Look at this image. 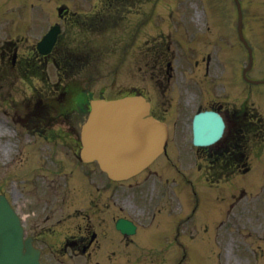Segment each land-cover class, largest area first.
Instances as JSON below:
<instances>
[{
	"label": "rangeland",
	"instance_id": "rangeland-1",
	"mask_svg": "<svg viewBox=\"0 0 264 264\" xmlns=\"http://www.w3.org/2000/svg\"><path fill=\"white\" fill-rule=\"evenodd\" d=\"M68 1L71 2V6H69L75 11H77L78 9L83 12L89 10L88 7L79 6V2L82 4H86L87 0ZM89 1L96 3V0ZM181 1L182 2H179L177 0L176 4V0H171V2H168V0H163V2L159 4L157 0H142L141 3L138 2L136 6H133L130 3L131 0H127L124 5L128 4L130 8L128 6L122 7L123 11H120V15H118L120 19L116 24L118 26V29H112L107 34L100 36V41H98L101 51V55H99V63L95 62L91 64L87 68V70L83 71L82 73L72 74L76 78V81L79 82H76L74 84V89L79 90L80 87L86 88L90 91V97H96L97 95L109 96V94H106V91L108 89H110L111 92L115 93L116 95H120L122 92L130 90L133 86L140 88L144 87L146 92H148L150 95H153L155 93L152 98L158 103L161 102V95H165L164 99L169 98L172 95L173 91L176 90L183 81H196L198 83L200 82L218 85V80H220L218 77V74L220 73L219 67H217L215 70L212 69L210 72L206 73L205 67L207 64V53L205 51H196L195 48V42L197 40H208L212 38L214 50L218 51L219 49H221L222 52L229 55L220 58V63L223 71L225 70L226 72V78H231L232 80L229 86L226 87L227 93L230 96L242 93V86L239 82L236 81L237 76L234 72L236 68L235 63L239 58V56H237L239 47L236 44H234L235 46L233 45L235 38H233L235 32L234 19L236 18V14L231 0H199V7L203 15L204 22H200V18L197 19L198 16L196 17V7L198 9L197 0ZM4 2L6 3L7 0H4ZM36 3L39 4L40 8L38 10L40 14L45 16V21L49 20V18L52 20L46 22L43 28L39 29L40 32L32 34L28 31H25L31 36V39H35L37 41L48 30V28H50L49 25L53 21L58 20V8L62 5L60 3H64L65 5L68 3L66 2V0H59L56 2L54 0H38ZM170 3L174 7H171ZM46 6L50 7L51 9L48 10ZM15 10L19 11L20 6H16ZM112 13L113 11H111V14ZM187 13L190 15V19L187 20L188 24L185 22L186 18L188 17ZM135 15H138L139 17H135ZM173 17H175V19H173ZM183 17L184 23H181ZM145 18H147L148 21L143 25V21ZM130 22L132 25H134V28L139 26L141 30V33L138 35L137 41L134 43L132 32L129 26ZM174 22H176V25L174 24ZM201 23H203V25H201ZM251 26H254V24L250 23L249 20H247L246 30H250ZM11 27L13 28V31L8 30V33L3 32V34L8 35V37L10 38H15L19 35H25L24 31L21 28V25H12ZM8 28L10 29V26H8ZM63 28L65 29L64 26ZM34 30L37 31L38 28H34ZM214 33H219L220 35L215 37ZM231 45L234 46V49L230 47ZM226 57L228 59H225ZM57 58H59V55L57 56ZM122 58H124L125 60L123 59L124 61H121ZM62 59L65 58L63 57ZM62 59L61 61H64ZM167 61L168 64L171 62L173 67V71L170 73H168L167 71ZM118 63H120L119 70L117 69ZM159 63L162 64L161 67L158 66ZM99 64L102 66V69L100 70L96 68V66H98ZM243 64H245V60L241 64V67L243 66ZM60 71L70 73L68 72L66 66H62V70ZM44 72L48 75L51 81L56 80L57 70H55L53 65H49ZM42 77L43 76H40V78L37 79L33 76L29 79V81H25L27 86H29L28 88H31V93L35 95L29 94L26 88H24L25 92L23 94V88H19L17 92H14L12 94H8L5 87L0 88V194L6 191L10 198H13L14 203L18 207L30 202L28 199L31 198L30 192L34 188L32 179L38 172V170L36 169V167L38 166H34L24 172L26 180H23V183H15L13 180L14 173L19 170V168L17 167H19L23 163V160H18V162L9 165L8 168H6L4 161L7 160V158H9L10 156H14L17 153L19 145H24L25 156L30 155L29 151L32 148H37L40 154L42 149L41 145L43 146L45 142L43 139L39 140L40 143H38V139L28 142L27 133L24 135L20 134L21 131L23 132V129L25 128L14 123L13 125L19 129V132L18 129L11 125L12 122L8 118V116L4 114V110L7 108L5 105L8 106L7 101H11L14 99L19 100L23 95H30L28 97L30 103L37 104L40 100L42 101V103L48 102L46 100L48 96L46 95L52 93L53 89L49 88V84ZM166 77H169V82L165 80ZM31 79L34 80L31 82ZM159 80L163 81L162 87L158 84ZM22 82L23 81H20L18 86H22ZM104 85H108L105 87L106 90L104 91L98 92L97 90H90V87ZM195 87V85L190 86V88L192 89H194ZM32 88L34 90H32ZM204 88L210 89L207 87ZM220 88L224 89V87L222 86ZM251 89V92L254 95L251 94L249 95V97H244V99L242 100L232 99L225 93H217L216 97L223 100H231L233 104L235 102H242L247 98H250L251 101H253L255 99L254 97H256L255 94H257V96L260 97V105L264 110V85L260 86L258 90H255L253 88ZM55 90L57 92L56 95H59L62 89ZM202 90L203 88L199 86L198 89L188 92V88L185 87L186 93H192L195 96V99L198 98ZM194 100L186 102V107H190L193 104ZM168 106H171V103H168ZM16 109L17 108H15L14 110ZM14 110H12V112H14ZM258 110L260 112V107L258 108ZM180 114L182 115V110ZM190 114L191 111H189V115ZM165 115H169V120L172 126L175 127L176 117L179 118L178 116H176L175 106H172L171 110L166 111ZM189 115L187 118H185L186 120L189 118ZM186 131L188 135H185L183 137L184 141H187V139L190 138L188 125L186 127ZM28 138L30 137L28 136ZM260 138L262 139L260 142V151L263 150V152H260V154H264V135L262 137L260 136ZM66 142V139H64L62 136H59L58 138H54L53 140H51L49 143L51 144V146H54L57 154H67L66 151L68 150L60 148L65 147ZM249 148L252 152L251 146ZM59 149L63 151H60ZM257 150L258 149H255L254 153H256ZM49 154L50 151H47L45 154H43L42 159L47 158ZM27 160L28 159L25 160L24 167L27 165ZM194 160L195 158L189 161V163L194 162ZM252 160L253 158L250 156V161ZM256 160L259 163L263 162L260 159ZM161 163L162 162L158 164ZM261 165L262 164H260V166ZM63 166L55 164L49 165L51 169H48V166L41 164V170L39 171L47 174L48 179L56 178L55 173L60 174L64 172L66 174V172H68V168ZM157 167H159V165ZM255 169L257 168L251 167L250 171ZM184 170L188 174H190V172L196 171V168L194 166L188 165V168H184ZM204 172H208L207 165L205 164L203 169L200 170L201 174H203ZM1 175H3L2 179ZM260 177L262 178V180L260 181V186H258L254 190V192L256 194L258 193L260 197V208H257V206H247L245 210H242L243 217L240 219L239 225L237 227L228 229L224 228L220 230V236H222L217 251L215 248H213V250L215 251H213L214 255L216 253L218 254L216 255L217 264H256L254 261H252L254 259L253 256H256V258H258L257 264H264V208L261 203L262 201H264V172L262 168H260ZM250 179L251 178H249L248 180ZM80 181L84 184V187L78 188L74 196L80 203L86 204L87 200L85 199V194L87 193L89 186L93 184L88 179L86 180L83 177H80ZM24 186H26V188ZM173 187H175V185H173ZM160 190L166 191V188L161 187ZM22 192L24 193V195L21 194ZM100 193H102L101 190ZM215 193L219 195L226 192ZM144 195H147V191L145 190ZM82 197L83 200L81 201ZM91 198L96 201L93 195H91ZM250 198L251 201L252 199H257L258 197ZM131 200L133 201L132 198ZM188 200H185V203ZM246 200L247 197L244 198V201ZM105 202H110L109 197L105 199ZM204 204L206 206L216 208V205L213 202L211 203L209 201H205ZM135 206L137 205H133V207L136 209L134 213V219L139 218L140 213L143 211ZM66 207L70 208L69 205ZM67 211L70 210L67 209ZM118 211L119 209L112 208V206L106 207V209H104V213L100 216V220H104V222H107L113 217V215L119 214ZM236 219H238V217ZM222 232H224V234ZM209 245H213V243H209ZM100 247L99 249L93 250L92 255L87 257L89 260L86 259V257L81 256H67L64 259L63 257H60V252L53 253L49 249L47 250V258L54 264H84L85 260V264H113L112 257L114 256V254L109 255L110 259H105L103 256H105L104 251H106L107 248H104V246L102 247V245ZM144 262L145 261L142 259L141 264H143Z\"/></svg>",
	"mask_w": 264,
	"mask_h": 264
},
{
	"label": "water",
	"instance_id": "water-1",
	"mask_svg": "<svg viewBox=\"0 0 264 264\" xmlns=\"http://www.w3.org/2000/svg\"><path fill=\"white\" fill-rule=\"evenodd\" d=\"M3 209H1V211H2Z\"/></svg>",
	"mask_w": 264,
	"mask_h": 264
}]
</instances>
